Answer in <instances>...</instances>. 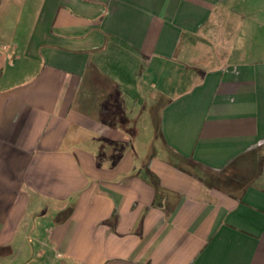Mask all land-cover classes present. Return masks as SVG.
Here are the masks:
<instances>
[{
    "label": "crops",
    "instance_id": "obj_1",
    "mask_svg": "<svg viewBox=\"0 0 264 264\" xmlns=\"http://www.w3.org/2000/svg\"><path fill=\"white\" fill-rule=\"evenodd\" d=\"M0 264H264V0H0Z\"/></svg>",
    "mask_w": 264,
    "mask_h": 264
},
{
    "label": "rangeland",
    "instance_id": "obj_2",
    "mask_svg": "<svg viewBox=\"0 0 264 264\" xmlns=\"http://www.w3.org/2000/svg\"><path fill=\"white\" fill-rule=\"evenodd\" d=\"M135 113L133 115L135 122L133 141L138 147H142V150H154V147L161 149L162 139L158 127V108H151L149 116H145L146 112H143L141 104L135 107ZM152 144V145H150ZM156 152V151H155ZM161 152V151H160Z\"/></svg>",
    "mask_w": 264,
    "mask_h": 264
}]
</instances>
